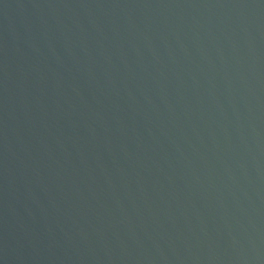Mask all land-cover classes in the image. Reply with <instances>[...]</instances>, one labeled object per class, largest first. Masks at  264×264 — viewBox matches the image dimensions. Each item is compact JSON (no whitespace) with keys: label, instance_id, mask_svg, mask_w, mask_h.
Masks as SVG:
<instances>
[{"label":"water","instance_id":"obj_1","mask_svg":"<svg viewBox=\"0 0 264 264\" xmlns=\"http://www.w3.org/2000/svg\"><path fill=\"white\" fill-rule=\"evenodd\" d=\"M0 264H264V0H0Z\"/></svg>","mask_w":264,"mask_h":264}]
</instances>
